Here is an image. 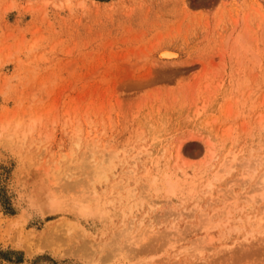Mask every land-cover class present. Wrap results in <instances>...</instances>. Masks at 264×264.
<instances>
[{
  "label": "rangeland",
  "instance_id": "obj_1",
  "mask_svg": "<svg viewBox=\"0 0 264 264\" xmlns=\"http://www.w3.org/2000/svg\"><path fill=\"white\" fill-rule=\"evenodd\" d=\"M263 170L264 0H0V264H264Z\"/></svg>",
  "mask_w": 264,
  "mask_h": 264
},
{
  "label": "bare ground",
  "instance_id": "obj_2",
  "mask_svg": "<svg viewBox=\"0 0 264 264\" xmlns=\"http://www.w3.org/2000/svg\"><path fill=\"white\" fill-rule=\"evenodd\" d=\"M164 51V50H163ZM169 50H166V51H164L163 53H162V56L163 55H166V56H170L171 54H173L174 52H171V53H169L168 52ZM161 52V51H160ZM233 155V154H232ZM233 157V156H232ZM226 159V158H225ZM228 162H230V160H228ZM227 161H226V163H228ZM223 164H226L225 162H222ZM221 163V164H222ZM230 163H232V165H233V162H230ZM229 165V164H228ZM227 164L224 166L225 168H226V166H228ZM244 165H245V163H244ZM231 167V166H230ZM230 167H228V168H230ZM227 169V168H226ZM227 171V170H226ZM264 171V170H263ZM262 171V173H260V174H258V177H257V179L255 180V186H252L253 187V189H252V191H246V189H245V191L243 190V188H241L242 189V194H245V197L247 196V195H249V196H253L254 197V195H256V193H258L259 191H263L264 190V172ZM221 175V174H220ZM249 178H251V177H249ZM209 183H210V181H209ZM246 183V182H245ZM211 185V184H210ZM242 186L244 187V184H242ZM210 187H212V186H210ZM251 187V188H252ZM207 189V188H206ZM208 190V189H207ZM248 190V189H247ZM250 190V189H249ZM209 191H211V189L209 190ZM219 192V191H218ZM244 197V198H245ZM228 198H232L231 196H228ZM226 201V200H225ZM224 202V201H223ZM250 219V218H249ZM131 221V220H130ZM131 223H133V222H131ZM130 223V224H131ZM132 226V225H131ZM128 228H130V227H128ZM52 230V229H51ZM47 237V236H46ZM112 240H113V242H114V239L112 238ZM110 242H111V240H109ZM109 241H108V245L110 244L109 243ZM137 242L138 241H136V243L135 244H137ZM116 243H118V242H114V244L116 245ZM139 243V242H138ZM113 243H111L109 246L113 249V245H114ZM114 245V246H115ZM109 247V248H110ZM116 247V246H115ZM192 247V246H191ZM190 247V248H191ZM189 248V249H190ZM194 248V247H193ZM193 248L191 249V251H190V253L192 254V252H193ZM115 249H117V248H115ZM194 250H196V249H194ZM93 262V261H92ZM82 264H83V262H81Z\"/></svg>",
  "mask_w": 264,
  "mask_h": 264
}]
</instances>
